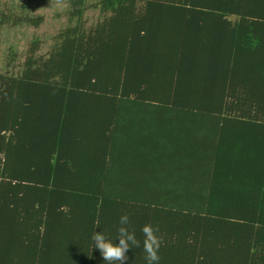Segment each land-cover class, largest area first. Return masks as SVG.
Masks as SVG:
<instances>
[{"label":"trees","instance_id":"trees-1","mask_svg":"<svg viewBox=\"0 0 264 264\" xmlns=\"http://www.w3.org/2000/svg\"><path fill=\"white\" fill-rule=\"evenodd\" d=\"M68 3L0 72V264H107L124 213L125 264L146 223L159 264H264V0H97L90 27Z\"/></svg>","mask_w":264,"mask_h":264},{"label":"rangeland","instance_id":"rangeland-1","mask_svg":"<svg viewBox=\"0 0 264 264\" xmlns=\"http://www.w3.org/2000/svg\"><path fill=\"white\" fill-rule=\"evenodd\" d=\"M23 1L0 0V10L11 18L15 15H31L41 16L42 20L38 26L15 24L12 21L0 24V72L19 70L33 40H38L37 54L46 53L58 32L69 23L68 0H44L25 8L22 6ZM96 2L97 0H87L83 16L86 27L92 26L101 18L100 10L94 4Z\"/></svg>","mask_w":264,"mask_h":264},{"label":"clouds","instance_id":"clouds-1","mask_svg":"<svg viewBox=\"0 0 264 264\" xmlns=\"http://www.w3.org/2000/svg\"><path fill=\"white\" fill-rule=\"evenodd\" d=\"M130 223V216L124 213L119 217V227L114 240L104 230L95 231L91 236L93 247L99 250L107 264H125L128 250L141 247V241L137 239L135 231L129 230ZM141 233L144 237L142 248L146 264H159L161 259L159 250L164 244V236L160 234L159 225L146 223L142 226Z\"/></svg>","mask_w":264,"mask_h":264}]
</instances>
